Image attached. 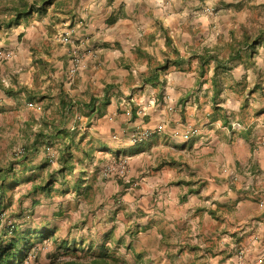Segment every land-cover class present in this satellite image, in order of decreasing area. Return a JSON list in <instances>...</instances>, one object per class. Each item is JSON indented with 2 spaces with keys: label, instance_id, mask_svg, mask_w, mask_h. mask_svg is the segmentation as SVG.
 <instances>
[{
  "label": "crops",
  "instance_id": "obj_1",
  "mask_svg": "<svg viewBox=\"0 0 264 264\" xmlns=\"http://www.w3.org/2000/svg\"><path fill=\"white\" fill-rule=\"evenodd\" d=\"M83 2L77 1L82 10ZM243 2L253 9L255 20L264 16V0H195L188 4L194 6L188 14L181 11L180 0H87L85 25L73 22L70 30L63 29L70 37L67 43H52L41 51V63L48 69L47 81L67 89L59 95V106L67 99L66 94L71 98L69 113L63 108L64 112L51 123L53 128H61L60 119L68 114L70 124H75L70 129L80 133L86 147L114 155L138 151L143 154L130 165L131 174L140 175V184L134 191L124 188L127 191L123 199L135 198L139 210L159 208V224L137 225L140 232L155 229L157 243L164 229L178 225L179 217L189 207L218 212L216 217L220 220L214 219V227L219 229L229 226L224 216L229 218L231 213L229 223L235 227L230 230L232 241L245 232L244 223L264 215V202L243 190L246 186L264 189V31L259 26L250 35L244 33L245 40L253 44L241 46L240 57L234 58L237 41L228 27L230 23L206 10L213 6L239 8ZM33 13L40 15L36 8L20 20ZM180 20H189L186 36L182 41L174 38L172 46L170 41L178 37ZM19 25L20 22L2 27L0 32ZM218 37L229 38L226 55L218 53ZM27 48L29 68L33 69L36 60L31 61V54L35 49L29 45ZM74 51H85L86 56L68 82L66 69ZM206 54L214 58L201 67L202 55ZM163 59L167 67L155 69ZM217 64L225 68L218 67L214 74ZM1 70L2 66V76ZM31 74L21 72L11 84H19L20 92H27L26 98L33 94ZM197 85L201 88L191 93ZM13 94V103L18 107L22 98ZM3 108L0 102V115ZM159 123L163 129L142 143L122 140L136 128H154ZM1 125L0 117V128ZM187 125L197 128V132L184 139L176 132L181 133ZM21 126L15 128L19 136V132L26 133L28 129ZM29 136L33 140L37 134L28 133L26 139ZM43 136L38 137L37 143L45 142ZM71 163L73 168L74 161ZM20 164L30 166L25 161L16 165ZM38 165L29 168L37 169ZM75 170L76 167L71 169ZM12 171L21 175V181L24 169L17 171L12 166ZM59 188H63L61 182ZM171 211L175 212L172 217L168 214ZM113 224L100 237L106 232L111 235ZM125 236L121 234L119 241L124 243ZM214 237L220 251L214 257L221 261L215 264H224L227 244L222 242L226 239L219 232Z\"/></svg>",
  "mask_w": 264,
  "mask_h": 264
},
{
  "label": "rangeland",
  "instance_id": "obj_2",
  "mask_svg": "<svg viewBox=\"0 0 264 264\" xmlns=\"http://www.w3.org/2000/svg\"><path fill=\"white\" fill-rule=\"evenodd\" d=\"M27 1L30 3V0ZM77 1L54 0L47 6L44 13L40 15L33 13L20 20L19 26L2 29L0 32V66L3 68L2 76L0 75V102L4 104L0 115L2 121L0 167H4V172L8 171L9 175L11 170L8 169L12 166L17 171L24 169L21 181L9 187L0 202L2 205L0 232L7 230L13 224L23 230L36 227L54 229L52 234L45 237L36 236L37 233L33 231L31 234H25L21 259L19 263L15 264H58L68 259L86 263L90 260L87 243L91 239L100 240L103 231L109 229L111 222L114 223V226L107 245L114 246L116 239H120L121 234H125L124 243L120 240L121 242L115 247L114 253L117 255V251L119 253L126 252L124 258L128 264H215L221 262L219 258L216 260L214 257L215 254L220 253L219 246L215 244L214 234L216 232L226 239V242H222L227 244L224 255L227 260H223L224 264H264V215L258 216L252 223H244L245 232L238 235L240 238L236 241H232L229 238L230 230L233 231L235 227L229 223V218L232 217L231 213H228L229 218L224 216L226 224L229 226L219 229L214 227V219L220 220L219 217L218 219L216 217L218 212L194 210L195 207H189L179 217L178 225L174 228L168 226L164 229L165 233L157 243L155 229L153 230L151 227V230L142 231V233L137 225L142 222L143 226L152 222L159 224L160 216L158 214L160 212L156 211L159 208L139 210V207L135 206V198L123 199V194L127 191L124 188L134 191L140 184V175L131 174L130 165L143 154L138 151L137 153L126 152L114 155V153L105 150L97 152L86 147L87 144H83L80 133L75 129H70L75 124H70V117H66L68 114H65L63 120L60 119L61 128L58 126L53 128L51 123L60 112H64L63 107L59 106V95L64 94L67 89L60 87L57 82L47 81L45 74L48 73V69L41 63L43 62L41 51L52 43L61 46L67 43L61 41V37L66 34L63 29L70 30L73 22L85 25L88 19L87 7L89 4H86L87 0H84V10H82ZM14 2L16 0L9 4L12 5ZM194 2L195 0H180L181 11H187L185 13L188 14V9L194 7L188 4ZM206 10L211 12L209 13L211 16H220L221 21L230 23L228 27H231L232 33L235 34L232 37L236 38L235 46L237 48L245 46L248 42L245 40L244 33L250 35L251 32H256L259 26L264 28V16L255 20L253 9L244 5V2L243 6L239 8L213 6ZM213 21L215 22V20ZM179 22L180 30L177 31L179 34L178 37L171 38L172 46H174V38L182 41L183 35L186 36L184 32L187 30L185 28H187L189 20H180ZM218 40L221 41L218 53L226 55V41L229 38L218 37ZM28 45L35 49V53L31 54V61L36 60L33 69L29 68ZM164 62L165 59L161 63ZM231 70L233 71V69ZM28 71L32 72L33 82L30 91L33 94L32 97L26 98L27 92L21 93L19 84H16V87L11 84L15 75L21 72L26 74ZM74 75L69 77L67 74L66 80L72 81ZM47 76L49 77V75ZM10 88L15 92L8 91ZM199 88L201 85L192 87L191 93L198 91ZM13 93H16L18 98H22L18 107L13 103L15 101ZM66 97L65 102L71 103V98H68L67 94ZM51 99H53L52 102H50ZM167 99L168 97H166ZM183 103L185 104V101ZM88 122L89 119L85 124ZM22 124L26 125L28 129L26 133L19 132V136L16 134L15 128L20 129ZM188 127L189 125L185 126L183 131ZM55 129H57V133L54 134ZM134 130L122 137L123 142L142 143L160 132H152L146 139L133 143L130 140V134ZM39 132L42 134L38 135ZM28 133L32 136L36 133L41 139H43V135L44 139L47 140L49 137L50 139L45 140L43 144H38V150L32 151L30 149L32 137L29 136L26 139ZM176 133L184 138L181 133ZM21 147L26 150V153L18 155V149ZM68 152L71 154L70 162L74 161L72 170L75 167L76 170L65 171L63 177H61V172H57L56 177L59 180L51 182V188L46 192L33 191L31 188L33 183L43 182L44 179H47L48 172H56L62 167L63 159L68 155ZM22 160L26 162V165L32 167L42 162L47 163L37 169L21 164L16 165L17 161ZM26 177H33V179L27 180ZM61 180L63 181L61 182ZM60 182L62 190L59 188ZM117 186L119 188H116ZM243 190L253 194L259 202H264V189H251L250 186H246ZM161 198L157 197V200H161ZM128 205H131V208ZM168 214L172 217L175 212L171 211ZM146 220L147 222H145ZM213 229L215 233H213ZM0 237L4 241V234H1ZM129 237V248H127L126 242ZM63 241L70 242V247L75 245L77 248L65 249L62 245L65 244ZM83 242L84 244H82ZM145 243L148 246H145ZM94 251L99 252L96 248ZM136 253L140 255V263L135 261Z\"/></svg>",
  "mask_w": 264,
  "mask_h": 264
},
{
  "label": "trees",
  "instance_id": "obj_3",
  "mask_svg": "<svg viewBox=\"0 0 264 264\" xmlns=\"http://www.w3.org/2000/svg\"><path fill=\"white\" fill-rule=\"evenodd\" d=\"M53 1L54 0H33L32 2L29 3L27 0H16V2H14L11 5L9 3L13 2V0H0V14L1 15L5 14V16L0 17V29L2 27H12L14 25H17L20 22V19L22 17L31 13L36 8L40 14L44 13L46 11L47 6L51 4ZM263 31H264V28H263ZM166 39L168 40V37ZM252 44H253L252 42L250 43L247 42L246 45L250 46ZM239 49L240 48H237L234 58L240 57ZM202 56H203L204 62L202 61L203 63L201 64V67L203 66V64L209 62L210 59L214 58L212 54L210 55L206 54L205 56L204 55ZM166 67H167V61H165L164 63H160L159 66L155 67V69L157 68L162 69ZM218 67H222L223 69L225 68L218 64L215 65L214 74L218 70ZM213 85L214 86L217 85L215 80H213ZM60 104H61V107L66 109V111L69 110L70 105H71V103L69 102L67 103L60 102ZM55 133H57L56 129L54 130V134ZM40 134L42 133L39 132L38 135ZM38 137L39 136H36L30 143V146H31L30 149H32V151L38 150L39 148L38 144L39 145L41 144V140L38 143L36 141ZM48 139H50V137ZM25 153H26V150L24 154ZM70 160H71V156H70V153L68 152V155H66L63 159L62 167H60L56 172H53V171L48 172L47 179H44L43 182L40 181L39 183H33L32 185L33 191L36 192L38 190H41V191L46 192L50 190L51 182L57 180V177H56L57 172H61V177H63L65 171H70L72 169ZM17 162H23V161H17ZM46 163L47 162H42L36 167L42 168ZM3 168L4 167L2 168L0 167V202H2L3 200L4 192L9 187H11L13 184L18 183L20 181V176H21V175L17 176L14 171H12V173H10L9 175L8 171L3 172ZM62 181L63 180H61V182ZM1 208H2V205L0 204V213H1ZM40 228L41 227H36L35 229L23 230V229H18L17 226L13 224L7 230L2 231V233L0 232V236L1 234H4L5 236L4 241L0 237V264H15V263L20 262L21 254H22L21 252L24 247L23 245L25 243V234H31V232L33 231L37 233L36 236L45 237L49 234H52L54 230L52 228H49V229H45V228L40 229ZM109 238H110V233L106 232L100 240L91 239L87 243V247L89 248V252H90V260L87 261L86 263L78 262L73 259H68V260L61 261L58 264H128V262L124 258L126 252L119 253V251H117V255L114 253L116 249L115 247L118 246L119 242L121 241H119V239H116V241L114 242V246L111 245L112 247H109L107 245ZM82 244H84V242ZM62 245H63V248L65 249L77 248V246L75 245H72L73 247L72 246L70 247V242H65V244L63 243ZM126 246L127 248H129L128 244ZM95 248L98 249L99 252L94 251ZM134 256L136 258L135 261L140 263L139 253H136Z\"/></svg>",
  "mask_w": 264,
  "mask_h": 264
},
{
  "label": "built area",
  "instance_id": "obj_4",
  "mask_svg": "<svg viewBox=\"0 0 264 264\" xmlns=\"http://www.w3.org/2000/svg\"><path fill=\"white\" fill-rule=\"evenodd\" d=\"M69 40H70V37L68 34H64L61 37L62 42H68ZM85 56H86L85 51H74L70 54L68 67H67V74L69 77L73 76L75 74V72L77 71V69L80 65L81 60ZM162 129H163V124H160V123L152 129H150V128L136 129L130 134V140L133 143H138V142L146 139L147 137H149L152 132L161 131ZM196 132H197V129L195 127L189 126L188 128H186L181 133V135L184 138H186V137L191 136L192 134H194ZM24 152H25L24 148L21 147L20 149H18L17 154L22 155V154H24Z\"/></svg>",
  "mask_w": 264,
  "mask_h": 264
}]
</instances>
